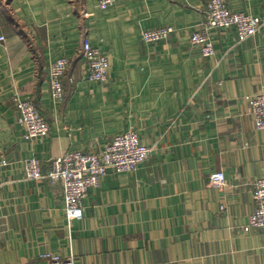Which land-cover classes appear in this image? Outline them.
Here are the masks:
<instances>
[{
    "label": "crops",
    "instance_id": "0c3cea01",
    "mask_svg": "<svg viewBox=\"0 0 264 264\" xmlns=\"http://www.w3.org/2000/svg\"><path fill=\"white\" fill-rule=\"evenodd\" d=\"M0 0V264H46L44 254L75 264H264V229L249 227L254 182L264 177V131L248 98L264 92V29L238 43L234 29L210 32L205 58L191 37L203 30L210 0ZM248 16L264 0H224ZM172 26L165 42L142 32ZM89 40L109 58L107 81L87 79ZM70 60L66 98L51 95L49 66ZM49 123L27 140L19 101ZM135 130L153 148L131 173L109 172L71 224L61 184L30 181L27 160L46 175L67 152L102 151ZM223 172L226 185L210 176ZM223 206L225 209L223 210Z\"/></svg>",
    "mask_w": 264,
    "mask_h": 264
},
{
    "label": "built area",
    "instance_id": "2783aa9c",
    "mask_svg": "<svg viewBox=\"0 0 264 264\" xmlns=\"http://www.w3.org/2000/svg\"><path fill=\"white\" fill-rule=\"evenodd\" d=\"M116 0H99L98 8L106 10L115 4ZM218 29H234L238 43L254 37L264 29V12L259 16H248L232 11L224 0H210L205 12L203 30L191 37L193 46L199 48L201 55L210 58L215 55L210 32ZM172 26L147 29L142 32L145 44H157L168 41L175 33ZM86 63L87 79L92 83H104L109 75L110 61L97 46L85 40L81 49ZM70 60L60 58L49 66L51 95L55 102H63L66 98L64 79L70 66ZM250 113L255 127L264 131V92L248 98ZM18 124L25 130L27 140L44 139L50 131L49 123L30 100L19 101ZM153 148L145 145L135 130L117 135L102 151L89 153L84 151L67 152L52 162L48 174L42 172L41 161L37 158L27 160L24 174L27 180L38 181L47 179L53 185L61 184L64 193L65 213L71 224L84 216L83 203L91 188L100 184L102 177L109 172L114 174L131 173L144 164ZM9 166L6 159L0 158V190L3 187L2 173ZM214 187L226 185L223 172L210 176ZM255 211L249 218V227L264 229V177L257 179L253 185ZM223 210L225 207L223 206ZM42 259L46 264H75V257L64 258L59 255L44 254Z\"/></svg>",
    "mask_w": 264,
    "mask_h": 264
},
{
    "label": "rangeland",
    "instance_id": "374dc122",
    "mask_svg": "<svg viewBox=\"0 0 264 264\" xmlns=\"http://www.w3.org/2000/svg\"><path fill=\"white\" fill-rule=\"evenodd\" d=\"M152 148V147H151ZM152 154V153H151ZM150 157V156H149ZM254 199V198H253Z\"/></svg>",
    "mask_w": 264,
    "mask_h": 264
}]
</instances>
